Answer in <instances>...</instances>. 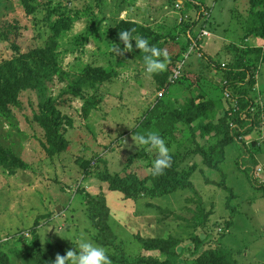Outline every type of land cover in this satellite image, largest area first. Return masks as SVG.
Listing matches in <instances>:
<instances>
[{"label": "rangeland", "instance_id": "rangeland-1", "mask_svg": "<svg viewBox=\"0 0 264 264\" xmlns=\"http://www.w3.org/2000/svg\"><path fill=\"white\" fill-rule=\"evenodd\" d=\"M54 8L76 18L57 37L46 23ZM249 14L248 0H0V21L17 26L10 34L0 31V66L20 56L14 46L20 54L46 52L55 38V56L46 52L45 62L56 73L42 87L21 91L10 110L0 113V253L9 264H35L29 256L39 252L54 262L76 251L78 238L104 247L110 257L115 249L98 241L101 227L129 257L143 253V240L174 237L184 251L180 264H194L189 253L197 237L206 242L203 252L219 243L238 264H264V198L245 177L250 162L242 160L237 143L221 146L222 136L201 138L197 122L184 126L170 116L190 101H220L214 122L230 116L231 91L247 87L243 81L237 90L228 88L226 69L243 54L256 66L259 86L250 98L260 126L241 140L264 180V40L245 39ZM130 25L145 30L133 35L168 52L164 72L145 75L134 40L132 52L115 54L114 47H124L118 34ZM86 69L109 76L85 80ZM47 115L57 120L66 150L54 151L43 125ZM147 132L166 140L171 165L193 168L191 189L126 198L100 179L150 175L156 153L133 141ZM102 201L103 214L97 212ZM200 217L203 226L196 224Z\"/></svg>", "mask_w": 264, "mask_h": 264}, {"label": "trees", "instance_id": "trees-1", "mask_svg": "<svg viewBox=\"0 0 264 264\" xmlns=\"http://www.w3.org/2000/svg\"><path fill=\"white\" fill-rule=\"evenodd\" d=\"M248 3L250 5V14L245 30V39L254 36L264 40V0H248ZM52 15L53 18H51ZM49 16L46 23L50 32L54 33L53 37H57L62 32L70 30L71 25L76 20V18H72L59 8L51 10ZM129 27L131 30L135 29L134 33L138 35L145 33V30H140L134 25H130ZM16 28L15 24H7L5 21H0V31L10 34L16 31ZM53 37L45 47L46 52L51 57L55 56V38ZM14 49L16 50V54L20 56L16 60L0 66V113H6L10 110L11 105L15 102L16 97L21 91L42 87L45 80L56 73L54 65L51 63V66H49V63L45 62L49 60L46 52L34 49L28 54H20L17 47L14 46ZM229 49L235 53L237 52L235 46H230ZM244 59L245 56L238 53L235 62L229 64L226 69L225 78L228 88L237 90V83L243 81L242 87H247L243 92L241 90L235 91V94L230 90L232 93L231 97L235 102L230 116L228 114L224 115L217 122H214L217 110L222 109L220 101L216 103L207 101L201 104H195L194 101H190L182 109H175L170 116L171 120L175 123H181L184 126L197 122L194 126V131H199L201 138L211 135L222 136L223 139L219 144L221 146H225L227 142L237 143L238 149L242 153V160L250 162L252 166L251 171L248 167L243 168L245 177L251 186L259 191L264 198V181L259 180L260 177L258 176L262 170L258 168L255 156L246 150L241 140L243 137L252 135L260 126L255 121L254 104L250 98V93L253 90L255 91L257 85L255 78L256 66L249 64ZM85 74V80L94 81H103L109 76L107 72L101 69H86ZM43 125L48 130L52 143L53 141L55 143H53L56 147L54 151L60 152L66 150L68 146L58 134L57 120L47 115ZM255 142L253 146H256ZM256 143L259 147L260 142ZM255 167H257L258 171L256 175L253 171ZM86 174L89 173L86 172ZM192 174L193 168L178 170L176 166L171 165V167L165 170L163 175L158 177H153L150 174L144 179H139L137 176L130 174H125L124 176L102 174L100 175V179L108 184L111 191H117L126 198H137L141 195L160 197L173 194L177 191L191 189L190 179ZM226 189L229 191L227 187ZM229 192L232 193L231 191ZM103 202L99 203L97 211L101 214L104 212L105 204ZM198 212L200 215L203 214L201 208H198ZM97 217L94 214L93 218ZM195 221L197 226H203L205 222L201 217ZM97 223L95 225L99 226V223ZM105 231V227L100 228V239L98 241L102 245H109L115 249V253L109 257L112 264H161L159 260L160 255L167 257L163 264H180V260L184 256V251L179 249L180 242L174 237H168L166 239L154 238L141 241L143 253L135 257H129L121 252L120 246L115 245L110 234L107 235ZM193 244V250L189 253V256L191 258L195 257L194 264H238L233 257V252L219 243H217L216 248L204 252L201 250L206 244L205 240L194 237ZM29 257L35 264H54L53 261L46 260L40 252L39 255ZM0 264H9L8 258L2 253H0Z\"/></svg>", "mask_w": 264, "mask_h": 264}, {"label": "clouds", "instance_id": "clouds-1", "mask_svg": "<svg viewBox=\"0 0 264 264\" xmlns=\"http://www.w3.org/2000/svg\"><path fill=\"white\" fill-rule=\"evenodd\" d=\"M135 29L125 30L118 34L119 40L123 43V49L114 47L115 54L122 52H132L133 45L131 41H135V49L143 53V71L149 78L162 73L167 68V63L170 61L169 54L166 50H162L149 43V40L135 36ZM133 139V138H132ZM136 146H147L150 151L156 153V159L152 162L148 169L153 177H158L164 174L165 170L171 167L172 158L170 148L166 140L156 132H147L146 134L137 133L133 139ZM76 251L69 250L64 256L57 255L54 264H112L107 250L95 244L94 242L78 238ZM167 257L160 255L159 260L163 264Z\"/></svg>", "mask_w": 264, "mask_h": 264}, {"label": "built area", "instance_id": "built-area-1", "mask_svg": "<svg viewBox=\"0 0 264 264\" xmlns=\"http://www.w3.org/2000/svg\"><path fill=\"white\" fill-rule=\"evenodd\" d=\"M192 46H193V49L196 48L195 44H193ZM180 76H181V68L178 67L176 70H174V79L177 80Z\"/></svg>", "mask_w": 264, "mask_h": 264}, {"label": "crops", "instance_id": "crops-1", "mask_svg": "<svg viewBox=\"0 0 264 264\" xmlns=\"http://www.w3.org/2000/svg\"><path fill=\"white\" fill-rule=\"evenodd\" d=\"M257 83H258L257 86H259V79H258ZM258 90H259V87H258ZM258 168H261V167L258 166ZM260 173H261V172H260ZM258 176H259V174H258ZM259 177H260V176H259ZM261 181H264V180H261Z\"/></svg>", "mask_w": 264, "mask_h": 264}]
</instances>
